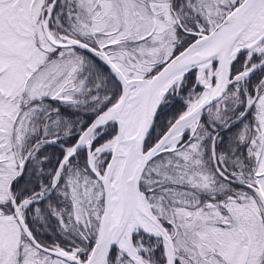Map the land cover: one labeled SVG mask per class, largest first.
I'll list each match as a JSON object with an SVG mask.
<instances>
[{"label":"rangeland","instance_id":"374dc122","mask_svg":"<svg viewBox=\"0 0 264 264\" xmlns=\"http://www.w3.org/2000/svg\"><path fill=\"white\" fill-rule=\"evenodd\" d=\"M78 1H80V4L77 5V11L74 12L76 20L73 19L71 28L75 32L78 29H87L88 32V20L93 15H90L87 10V0ZM232 1L177 0L176 3L175 0H101L99 1L102 4L101 14L97 16L99 21L92 20V24L93 28H95V25L98 28L101 26V35L98 37L100 43L115 40L113 44H109L112 45L109 47L110 49H106L111 54L116 53L114 56L115 64L119 66L125 78L146 79L149 72L156 67L158 68L162 61L171 57V54L177 49V45L182 42L183 37L175 29V16L178 18L182 16L181 13H188L187 15L192 18L197 15V19H192L195 20L193 21L194 26L205 30L221 18ZM83 13H86V15L83 16ZM57 18L56 16L49 20L51 23V25L49 24V32L53 34L55 40H64L59 38L55 32L59 27ZM246 28V24L240 25L238 46H243L246 50L245 58H248L251 53L260 54L261 60L258 61V64H260L264 61V23L255 22L253 29L244 32ZM242 32L245 34L242 35ZM106 44L108 43L104 45ZM60 52L66 55L64 59L49 62V96L68 98L71 91L76 89L78 81L74 79V76L83 58L79 52L77 54L66 50H58L57 52L54 50L52 56L62 55L59 54ZM84 61L87 62V60ZM214 62L201 70L198 69L197 65L194 66L196 82L201 85L199 92L192 95L193 99L187 104V108L201 96L204 90L215 82L214 67L216 61L214 60ZM247 71L248 69L242 70L235 74L234 78L241 79ZM180 77L165 88L164 93L175 87ZM211 77L213 78L210 79ZM257 101L258 112H260L259 117H263L261 126L264 129V89L258 96ZM215 103H217L216 106L206 112V114H209L207 120L211 126L221 123L226 117V99L221 97ZM55 124L56 120L53 117L49 121V126ZM136 128L137 124L136 127L135 125L131 127L124 126L121 136L123 138L130 136ZM193 128L187 129L188 132L190 133ZM93 130L85 133L83 135L84 140L81 143L78 142V144L86 148L87 164L95 169L96 165L93 162L95 155L102 151L107 152L111 146L104 144L112 138L90 149L89 141L93 137ZM80 137L81 134L78 135V138ZM184 146H186L184 142L179 145L176 142L174 145L168 146L174 150L175 156L172 155L173 153L158 154L148 160L139 177L140 189H138L144 193L143 197L148 208L159 215L163 222L169 223L168 226L180 223V225L190 227L194 232H202L200 234L201 240L194 242L189 237V232L184 233L182 225L181 228L176 225L179 232L175 236L176 240L173 248L180 263L203 264L205 244L215 250V253L208 258L209 261L213 260L214 264H234L246 240H249V250L244 264H261L262 261L260 260L264 252V213L261 207L264 203V133L262 134L260 152L254 171L251 176L244 177L245 182L254 191L257 200L250 194L246 195V193H239L238 199L225 193V196L218 200L216 195L221 193L226 185L214 176L208 180V177L205 176L206 170H198L196 166L194 168L187 167L185 160L190 153L183 149ZM7 147L8 145H6ZM68 149L65 148V150ZM13 150L15 152L14 156L18 158L16 145H13ZM177 157L180 160H177ZM72 162L70 161L69 165L65 167L61 190L69 194L72 204L76 207L73 221L78 218V223L75 225V229L80 231L85 239L90 240L97 230L101 193L96 182L90 176L83 171H75L72 168ZM3 175L4 179L8 177V173H3ZM152 189L153 191H151ZM199 194H201V198ZM84 204L87 205L88 214L79 210L82 208L81 205L84 208ZM151 213L156 218L152 211ZM84 221H86V224H83ZM199 221L202 222L201 225L198 224ZM231 222L235 228H233ZM189 224L191 225L189 226ZM225 224H230L231 227H225ZM135 230L140 229L137 227L131 232H135ZM9 231H14L12 222H3L0 219V243L8 239ZM209 232H211V235ZM167 236L169 235L167 234ZM12 239H14V236ZM38 242L43 243L45 240L38 238ZM45 244L49 245V243ZM130 244L134 249V254L126 249L123 242H117L118 252L116 257L118 260L122 261L121 254L124 253L127 256L126 261H124L125 264H149L146 260L140 258L138 254L141 246L131 242ZM189 251L194 256H191L188 253ZM22 252L24 254V264H67L57 258H51L48 253L41 252L31 246L24 247ZM8 259L9 257L5 259L0 257V264H8Z\"/></svg>","mask_w":264,"mask_h":264},{"label":"trees","instance_id":"16d2710c","mask_svg":"<svg viewBox=\"0 0 264 264\" xmlns=\"http://www.w3.org/2000/svg\"><path fill=\"white\" fill-rule=\"evenodd\" d=\"M237 2L238 0L230 2L228 9ZM61 14L62 13L60 12L59 16H57L60 24H62L64 18ZM187 14L182 13V16L179 17L182 28H190V26L193 25V21H195L192 19H197V15H194V13L192 18ZM175 29L183 38L182 42L177 45V49L173 53L178 51L191 38V35L182 31L176 24ZM110 46L112 45L107 44L104 48L106 49ZM77 50L80 51L81 49ZM244 54L245 51L236 53L229 65V78L234 77L235 74L242 70H251L241 80L233 78L228 84L222 96V98H225L227 101V107H225L226 117L219 124H214L213 126L209 125L207 120L209 114H206V112L214 108L217 103L205 106L201 110L200 116L193 130L190 133L188 130L183 131L181 139L179 140V143L184 142V144H186L183 149L190 153L185 160L187 167L194 168L196 166L198 170H206L207 172H205V176L208 177V180L214 176L215 178L224 181L225 179L219 177L213 169V161L210 158V144L212 142V150L215 159L228 168V181L226 182L228 187L223 188L224 192L222 191L216 195L218 200L222 198L225 191L230 197L232 196L236 199H238L239 193H246V195L250 194L256 199L255 193L252 189L243 183L235 181H245L244 177L251 176L254 171L253 169L256 166L263 133V128L261 126L262 119L259 117L260 112H258L259 106L257 99L258 95H260L264 89V64L253 68L258 61L261 60L260 54L251 53L248 58H245ZM115 55L116 53H109V57L112 60H114ZM164 61H162L160 65H162ZM152 72H154V69L149 73ZM74 79L78 81L77 86L75 90L71 91L68 98L58 102L49 98V121L53 117L56 120L55 125L49 126V171L47 172L46 177L47 182L49 177V185L51 182V176L64 153V148L74 143L78 131L83 129L96 114L111 105L119 94L118 81L110 71L97 60L93 59V62H80L79 69L75 72ZM199 87L200 85L195 82L194 68L186 70L182 75L176 90L166 92L160 100L143 149L151 145L167 125L184 110L188 102L191 100L192 95L198 93ZM251 96H253V99L247 106L248 100ZM55 102L59 105V110L54 107L53 103ZM56 109L57 111H55ZM241 112H243L242 115L237 120L233 121ZM225 124L228 125L223 127ZM221 127L223 128L217 132L214 138H212L213 131ZM115 130L116 125L114 120H108L102 126L96 127L94 130V136L89 143L90 149L110 138L115 133ZM8 147L10 148L11 146L8 145ZM171 153L175 156L174 150L160 153V155ZM107 158L108 152L106 151L99 152L94 158L96 168L99 171L102 170ZM85 160L86 149L84 147L77 148L63 163L53 187L49 190V194L41 198L42 201L39 205L41 208L49 211L50 224L54 225L59 218L64 222L72 219L70 205L71 199L68 193L61 190L65 167L69 165L70 161H73L72 168L75 171L79 170L85 172L96 182L97 188L99 189L96 179L86 168ZM177 160H180V158L177 157ZM151 191H153V189ZM199 197L201 198V194H199ZM43 201L49 202L46 204V207H44L45 204L42 203ZM153 213L162 222L165 229L168 230L173 247L176 240L175 236L179 232L176 225L181 228L182 224L171 223L172 226H168L169 223L163 222L159 215L154 211ZM201 223L202 222L199 221L198 224L201 225ZM190 225L191 224H189V226ZM231 225L235 228L232 222ZM224 226L228 228L231 227L230 224H225ZM182 227L184 233L189 232L188 235L194 242L201 240L200 234L202 232H194L190 227H185L184 225H182ZM209 233L211 235V232ZM130 239L132 243L141 246L140 255L149 264H162L164 262V248L160 237L146 234L141 230H136L130 234ZM117 252L118 249L116 247L109 251L106 264H125L124 261H126L127 256L123 253L121 254L122 261L118 260L116 257ZM173 253L175 255L173 264H181L176 256L174 248ZM188 253H190V251ZM214 253L215 250L211 246L208 247V245L204 244L203 264H214L213 260H208V258ZM190 255L194 256L191 253ZM84 256V254L81 255V259H83ZM260 261L264 263V252Z\"/></svg>","mask_w":264,"mask_h":264},{"label":"flooded vegetation","instance_id":"af4514ba","mask_svg":"<svg viewBox=\"0 0 264 264\" xmlns=\"http://www.w3.org/2000/svg\"><path fill=\"white\" fill-rule=\"evenodd\" d=\"M49 1L0 0V219L3 222H12L14 229L8 232L7 243L5 240L0 243V257H9L8 264H24L22 249L26 246L34 247L16 222L13 214L15 208L37 241L38 238L45 240L41 244L69 252L79 260L81 255L87 254L94 238L85 239L75 229L78 218L73 221L72 217L67 222L59 218L54 225L50 224L49 211L40 207L42 200L37 197L49 194V177L48 182L46 181L49 171V98L56 102L64 100L62 96H49V62L66 57L61 52L59 54L62 55L52 56V53L54 50L73 51L82 54L83 61L96 60L83 49L79 51L73 46L52 45L49 42V16L53 19L61 12L64 17L62 24L57 18L60 26L55 32L59 38H74L93 48H102L108 42H99L101 26L98 28L95 25V29L92 24V20L99 21L97 16L101 14L102 4L99 2L101 0L86 1L87 10L93 15L88 20L89 31L78 29L75 32L71 27L73 19L76 20L74 12L77 11L80 1L55 0L47 14ZM184 29L194 31L196 27ZM188 34L192 39L193 35ZM56 102L53 103L54 107L59 110ZM6 145L11 147L6 148ZM13 145L17 146L18 158L14 156ZM18 163H21V170L16 176ZM217 163L223 172L217 175L225 179L222 182L227 188L228 168L218 160ZM3 173H8L6 179ZM224 196L225 194L222 198ZM42 203L46 207L49 202ZM81 206L79 209L78 205V209L87 213V205L84 204V208ZM74 211L76 213L75 207ZM49 256L71 264L60 257L51 254Z\"/></svg>","mask_w":264,"mask_h":264},{"label":"water","instance_id":"95a60500","mask_svg":"<svg viewBox=\"0 0 264 264\" xmlns=\"http://www.w3.org/2000/svg\"><path fill=\"white\" fill-rule=\"evenodd\" d=\"M256 1L257 0H239L208 31L204 33H201L199 31L192 32L194 38L191 39L186 45H184L179 51H177L171 57H169L154 73H152L149 77L145 79V86L143 89L140 106H139V115H138L135 141L130 147V149L126 152V154L123 156L115 175V183L119 186L120 197H119V211L117 218L114 221L111 219L109 209L107 207L108 199H109L108 184L110 181V168H111L112 159L116 154H118L117 148L119 142L122 141V139L126 138V137L123 138L121 136L122 129L119 127L118 115L123 107L124 100L128 93L126 84L131 79H126L123 76L121 71L112 63V61L108 58L106 53L101 50L100 47L95 49L85 44L84 42L74 38H69L68 41L64 43H56L49 38V41L54 45L77 46L83 48L89 54L96 57L103 65L106 66V68L117 79L119 83V95L116 101L112 105L113 111L116 114V116H112V119H114L116 124V131L115 134L112 136L114 137V142L109 150V156L105 162L102 174L99 175L96 172L92 171L96 179L101 184L102 206H101L98 230L87 256L83 261H80L78 258H76L70 253L41 245L32 237L27 226L24 224L23 220L21 219L15 208L13 210L15 219L22 233L33 246H35L39 250L58 256L72 264H105L106 263L107 255L110 249L116 245L117 240L121 235L125 223L128 219L131 199L133 193L135 192V190H137L139 176L142 172L145 163L149 159L157 155L158 153L170 149L169 147H163V141L167 133L169 132L170 128L175 123L190 116L193 113H197L199 115L200 110L204 106L214 103L222 96L228 83L230 82V79L228 78L229 63L227 65H223L224 77H223V82L220 88L218 89V91L213 95L199 99L195 104L191 105L188 109L182 111L177 117L173 119V121L164 129V131L156 138V140L150 146L143 149L144 142L150 131L157 106L165 90L162 89L158 91L160 83L173 70L182 66H186L185 70L188 69L189 66L192 65L191 62L193 59V55H192L193 51L197 49L199 46L205 44L207 41L212 40L214 38H217L219 40V45L222 50L221 60H223V56L228 51L230 52L231 45L234 39L236 38V36L238 35V33L240 32L241 18L243 17L245 12ZM54 2L55 0L49 1V8L47 12H50L49 10L50 8H52ZM176 22L179 25L177 19ZM242 50H244L243 46L238 47L237 49L233 50V54H236ZM92 122H89L88 125L81 131V133H84L92 125ZM216 132L217 131L214 132L213 136L216 134ZM76 143L71 146L70 150L66 153L64 158H66L75 148L78 147ZM130 162L133 163V170L128 176V179H125L124 169L125 166ZM59 167L56 169V173L58 172ZM20 169H21V163H18L16 175H19ZM56 173L54 174L53 178L56 176ZM262 206L264 211V205ZM99 226L102 227L101 230H99ZM161 228L164 232V228L162 226ZM147 233L153 234L150 232ZM153 235H159V234H153ZM248 248H249V242L246 241L235 264H243L245 262L248 253ZM167 253L172 262L173 251L169 239L167 241Z\"/></svg>","mask_w":264,"mask_h":264},{"label":"bare ground","instance_id":"6f19581e","mask_svg":"<svg viewBox=\"0 0 264 264\" xmlns=\"http://www.w3.org/2000/svg\"><path fill=\"white\" fill-rule=\"evenodd\" d=\"M255 22L264 23V0H257L245 12L243 17L241 18L240 25L242 26L246 24L247 28L244 32H248L249 30L254 28ZM244 32H242L241 34L244 35ZM192 55L193 59L191 63L192 65H197L199 70L209 66L214 60L216 61V65L214 67L215 82L208 89L204 90L201 96L196 99L191 105L195 104L199 99L213 95L218 91L223 82L224 77L223 65H227L229 63L230 52L228 51L223 56V60H221L222 50L219 45V40L217 38H214L195 49ZM185 68L186 66H182L170 72L160 83L158 91L167 88L172 83L177 81ZM126 86L128 89V93L123 103V109H121L122 114L120 111L118 115L119 127L121 129H123L124 126L131 127L135 125L136 127L139 115L141 96L145 86V79H132L127 82ZM197 115V113H193L190 116L175 123L167 133L163 141V145L172 146L179 139H181L180 136L182 131H184L185 129H191L193 127L197 120ZM112 116H116V114L113 111V107H110L109 109L105 110L100 115H98V117L94 120L93 125L101 124ZM132 132L134 133L119 142L117 148L118 154L113 157L111 162L110 181L108 184L109 199L107 207L109 209V213L113 221L117 218L118 215L120 197V189L119 186L115 183V175L123 156L126 154V152L130 149V147L135 141L136 129H134ZM83 140L84 136L80 137L78 142L81 143ZM113 142L114 138L108 140L104 145L112 146ZM132 170L133 163L130 162L125 166L124 169L125 179H128V176L130 175ZM137 227L144 229L145 231L150 233L161 234L164 238L165 243H167V236L163 232L161 226L159 225L151 211L149 210L145 199L139 190H135V192L133 193L128 219L125 223L121 236H119V239L117 241L118 243L123 242V244H125L126 249L130 251L131 254H134L135 252L129 241V233ZM101 228L102 227H99V230H101ZM163 264H172L168 254H166V260Z\"/></svg>","mask_w":264,"mask_h":264}]
</instances>
